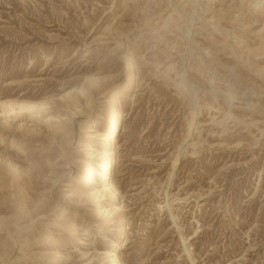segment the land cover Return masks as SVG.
<instances>
[{
    "label": "rangeland",
    "instance_id": "obj_1",
    "mask_svg": "<svg viewBox=\"0 0 264 264\" xmlns=\"http://www.w3.org/2000/svg\"><path fill=\"white\" fill-rule=\"evenodd\" d=\"M7 100L81 111L53 130ZM113 108L118 196L95 204L79 168ZM107 249L264 264V0H0V264Z\"/></svg>",
    "mask_w": 264,
    "mask_h": 264
},
{
    "label": "bare ground",
    "instance_id": "obj_2",
    "mask_svg": "<svg viewBox=\"0 0 264 264\" xmlns=\"http://www.w3.org/2000/svg\"><path fill=\"white\" fill-rule=\"evenodd\" d=\"M2 103L8 104L12 110L15 108V109H18L19 111L33 112L34 114L38 115V117L45 124L46 127L51 128L53 130L60 129L61 126H63L62 124H64L65 121H71L81 111L80 109L73 108V109L68 110L67 113L64 115H43L42 113L45 109V103L40 102V101H32L31 100V101H20V102H18V101H13V100L12 101L7 100V101H3ZM13 105L15 107H13ZM114 108L112 109L113 112H111V114L108 117V122H107L108 124H107V128H106V132L102 134V139L99 143L100 144L99 148H93L94 145L87 144V146H90L89 152H87V154H89L90 157H88L89 159L85 158L82 161L80 168H79L80 169L79 179H80L81 183L86 185L91 181V179H93V178L95 179L94 182H96V183H94V185H90V187L87 189L86 193L84 194L85 198L93 200L95 204L99 203V201L101 200V197L106 196V197H110V199H111L117 195V190H116L115 186L111 183V181H109L112 163H113V153L111 150L112 149L111 143L113 142V140H112L113 139V133L117 128L118 119H120V112ZM85 126H87V125H85ZM90 127H92V126H90ZM88 132H89L88 138H90V139H96L99 136V134H97V131L95 129H92V130L90 129V131H88ZM86 135H87V133H86ZM98 173H100V175H98ZM100 178H105L106 181L102 182L99 180ZM66 197L68 198V196H66ZM113 209H116V206H114L113 208L110 207V209L102 208V210L98 211V214H100V217L104 216L103 221H106L109 214L113 211ZM103 221H102V223H103ZM113 245L114 244L112 242V244L109 245V247L111 248ZM110 251H111V249H107L105 251V256H106V258L109 259V264H120L121 262H119L116 255L110 254Z\"/></svg>",
    "mask_w": 264,
    "mask_h": 264
}]
</instances>
